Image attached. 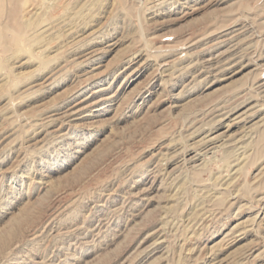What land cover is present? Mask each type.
Here are the masks:
<instances>
[{
    "label": "rangeland",
    "instance_id": "374dc122",
    "mask_svg": "<svg viewBox=\"0 0 264 264\" xmlns=\"http://www.w3.org/2000/svg\"><path fill=\"white\" fill-rule=\"evenodd\" d=\"M0 29V264H264V0H2Z\"/></svg>",
    "mask_w": 264,
    "mask_h": 264
},
{
    "label": "bare ground",
    "instance_id": "6f19581e",
    "mask_svg": "<svg viewBox=\"0 0 264 264\" xmlns=\"http://www.w3.org/2000/svg\"><path fill=\"white\" fill-rule=\"evenodd\" d=\"M1 1H2V0H1ZM1 1H0V2H1ZM8 1H9V0H8ZM38 1H39V0H38ZM51 1H52V0H51ZM33 4H34V3H33ZM55 4H57V3H55ZM55 4H54V5H55ZM14 6H15V5H14ZM34 6L36 7V5H34ZM2 8H3V7H2ZM15 8H16V6H15ZM46 8H47V7H46ZM49 9H50V8H49ZM11 10H12V9H11ZM26 10H27V9H26ZM1 11H2V10H1ZM12 11H13V10H12ZM14 11H15V10H14ZM58 13H59V12H58ZM9 15H10V14H9ZM8 22H9V21H8ZM10 24H11V23H10ZM19 24H21V22H20ZM19 24H18V25H19ZM22 24H23V23H22ZM26 24H27V23H26ZM26 24H24V25L26 26ZM28 25H29V27H30V23H29ZM16 26H17V25H16ZM5 27H6V26H5ZM5 27H4V28H5ZM19 27H20V26H19ZM22 27H24V26L22 25L20 28H22ZM2 28H3V27H2ZM25 28H26V27H25ZM25 28H23V29H25ZM16 29H18V27H16ZM28 29H29V28H28ZM28 29H27V30H28ZM0 30H2V29H0ZM21 30H22V29H20V31H21ZM7 31H8V30H7ZM0 32H1V31H0ZM14 33H15V32H14ZM0 36H1V35H0ZM12 36H13V35H12ZM13 38H14V37H13ZM2 39H3V38H2ZM17 40H18V39H17ZM2 42H3V41H2ZM9 44H10V43H9ZM87 61H88V60H87ZM228 61H229V60H228ZM75 114H76V113H75ZM70 115H71V114H70ZM260 217H261V216H260Z\"/></svg>",
    "mask_w": 264,
    "mask_h": 264
}]
</instances>
